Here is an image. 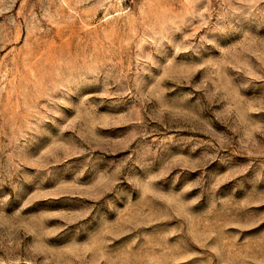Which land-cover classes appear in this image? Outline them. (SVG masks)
I'll use <instances>...</instances> for the list:
<instances>
[{
    "label": "rangeland",
    "instance_id": "rangeland-1",
    "mask_svg": "<svg viewBox=\"0 0 264 264\" xmlns=\"http://www.w3.org/2000/svg\"><path fill=\"white\" fill-rule=\"evenodd\" d=\"M0 264H264V0H0Z\"/></svg>",
    "mask_w": 264,
    "mask_h": 264
}]
</instances>
